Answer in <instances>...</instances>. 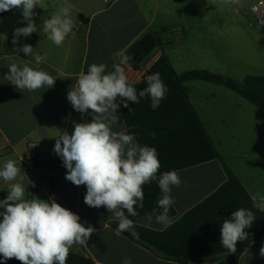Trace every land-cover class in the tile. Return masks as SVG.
I'll return each mask as SVG.
<instances>
[{"label": "crops", "instance_id": "obj_1", "mask_svg": "<svg viewBox=\"0 0 264 264\" xmlns=\"http://www.w3.org/2000/svg\"><path fill=\"white\" fill-rule=\"evenodd\" d=\"M256 2L44 0V7H37L43 10L35 19L38 32L27 38L21 37L16 46L32 45L34 54L46 56L43 63L37 65L32 57L22 52L7 51L6 41L0 40V168L8 159L14 160L18 167L21 166L23 179L18 178L16 182H22L25 187L26 199H54L62 207L79 215L85 227L95 229L86 246L74 244L70 252L91 258L94 264H122L125 257L131 258L132 264H179L158 257L124 233L118 237L114 227L118 221L114 216L103 206H87L84 203L86 186H75L65 179L67 169L53 152L55 140L65 130L71 134L74 123L91 121L90 115L82 116L67 100V93L81 71L86 72L93 63H104L108 66L107 71H111L112 65L119 63L125 70L128 82L138 84L146 79L148 70L163 54L169 58L178 74L192 70L215 73L222 67L223 57L229 65L239 70L253 45L264 38V30L252 10ZM65 3L73 5L74 27L62 46L58 47L43 32V21ZM175 31L177 35L174 38ZM149 33L158 36L160 45L138 65L121 63L120 54L124 55L134 43ZM173 47H179L183 57L181 60L174 61ZM185 58L196 60L191 64ZM13 62L28 63L30 67L47 71L57 78L54 86L35 91L16 88L4 79ZM246 76L248 74L242 80ZM185 85L214 149L225 158L252 198L257 194L264 195V162H235L228 151V147L231 151L234 149L233 142L217 141L218 135L213 129L215 121L235 120L239 115L247 114L257 121L264 137V109L233 91L241 97L234 98L230 93L232 90L225 86L228 91L214 87L218 84L199 80L188 81ZM215 91L223 94L224 99ZM116 102L119 103L118 100ZM117 115L119 124L114 130L129 134L121 108L117 110ZM32 144H36L37 148L34 149ZM148 146L155 147L158 152L161 167L157 175L176 170L183 182L179 188H172L171 195L175 199L172 206L176 216L171 219L170 225L227 181L221 160L212 157L206 135L195 121L175 136L160 137ZM252 156L264 159V151L242 154L243 158ZM11 183L0 180V193L8 190ZM255 203L258 204V201ZM145 217L141 213L137 217L129 216L135 224L157 231L170 226L165 228L154 218L148 222ZM262 245L264 240L250 243L238 256L237 264H264V257L259 255ZM236 257V254H230L218 262L190 264H233Z\"/></svg>", "mask_w": 264, "mask_h": 264}, {"label": "clouds", "instance_id": "obj_2", "mask_svg": "<svg viewBox=\"0 0 264 264\" xmlns=\"http://www.w3.org/2000/svg\"><path fill=\"white\" fill-rule=\"evenodd\" d=\"M224 4H238L239 0H223ZM44 7V0H0V13L21 10L20 24L13 30L14 50L32 57L37 65L46 60V56L34 54L30 44H19L21 37H29L38 32L34 20L35 9ZM73 5H61L50 18L43 21V32L56 46H62L65 38L72 32L74 19ZM8 34L0 33V40L7 41ZM121 63H127L131 56L123 55ZM26 61V60H21ZM104 63H93L79 74L76 82L67 93V100L72 108L91 116L90 122L74 123V130L61 132L56 138L53 152L62 160L67 169L65 179L75 186H86L84 203L92 208L105 207L118 221L115 234L119 237L128 232L133 238H139L135 221L131 217L139 215L137 208H143V186L152 181L158 182L161 192L156 209L145 218L165 228L171 223L169 211L175 203L171 195L173 186L179 188L183 183L176 170L157 175L161 167L155 147L141 145L134 135L115 131L119 124L117 110L121 103L124 108L140 103L142 98L150 99L153 111L159 108L168 92L159 72L146 77L147 87L137 92L128 83L124 68L119 63L107 71ZM4 79L18 89L35 91L42 87L52 88L57 78L43 69L30 67L28 63H11ZM120 103H117V99ZM132 109L129 108V112ZM21 166L8 159L0 168V180L13 182L7 195L0 200V264L9 259H16L21 264H66L69 251L74 244L86 246L95 232L92 226L80 222V217L71 210L62 207L54 199L41 200L25 198ZM254 205L264 211V195L253 197ZM127 215H126V212ZM256 220L255 213L246 208H239L224 219L220 230V244L228 252L236 251L238 241L247 239L245 231ZM259 255L264 257V245ZM122 264H132L131 258L125 257Z\"/></svg>", "mask_w": 264, "mask_h": 264}, {"label": "trees", "instance_id": "obj_3", "mask_svg": "<svg viewBox=\"0 0 264 264\" xmlns=\"http://www.w3.org/2000/svg\"><path fill=\"white\" fill-rule=\"evenodd\" d=\"M41 13L43 10L36 8L34 20ZM21 18L20 9L1 13L0 32L8 34L6 49L9 52L14 50L13 30L16 27L26 26V24L18 23ZM158 45H160L158 36L149 33L134 43L124 55L132 57L128 63L138 65ZM156 72L161 74L163 82L168 87L166 98L162 100L158 109L155 111L151 109L149 98H142L138 104L129 102L131 112L121 103L120 108L129 134L134 135L141 145H149L160 137L175 136L195 121L206 135L207 144L212 150V157L221 160L227 173V181L215 193L182 215L167 229L157 231L135 224L139 238H133L128 232H124V234L158 257L179 264L214 263L230 254L237 255L233 262V264H237L238 256L250 243L255 240H264V211H260L258 207L254 206L256 203L241 180L214 149L197 117L185 83L199 80L222 85L241 95L253 105L264 109V76L248 75L242 82H239L206 70H192L178 74L165 54L161 55L152 65L147 76ZM129 84L135 87L137 92L147 87L146 79L138 84ZM117 100L120 103V99ZM208 158L209 155H207ZM7 191L0 193V200L6 197ZM143 191V208L138 207L137 211L147 216L152 213L153 209H156L158 214L161 209L157 207V200L160 198L161 192L157 182L152 181L145 184ZM239 208L252 210L256 220L251 228L245 229L248 233L247 239L238 241L236 251L232 253L221 246L220 230L224 219L230 218L231 213ZM169 216L171 219L176 216L173 206L169 211ZM153 218L155 219V216ZM117 226L118 223L114 224L115 228ZM2 259L0 257V261ZM5 264H21V262L13 258L7 260ZM66 264H94V261L84 255L69 251ZM219 264L225 263L220 262Z\"/></svg>", "mask_w": 264, "mask_h": 264}, {"label": "rangeland", "instance_id": "obj_4", "mask_svg": "<svg viewBox=\"0 0 264 264\" xmlns=\"http://www.w3.org/2000/svg\"><path fill=\"white\" fill-rule=\"evenodd\" d=\"M173 35L175 38L177 32H173ZM171 50L173 52L175 51V54H172L174 61L181 60L183 58L179 52V47H173ZM185 59L191 64H193L192 62H195L196 60V58ZM221 60L222 67L218 68V71L215 72L221 76L230 77L236 81L242 82L244 75L247 74L264 75V38H262L260 42L253 45V48L248 53L246 60L241 63L243 67H241L239 70H237L232 64L229 65L227 61H225L224 57ZM215 86H217V88H222V90L228 91V89L223 86L214 85V87ZM214 93L220 96V98L224 99L223 94H221L219 91H215ZM230 93L234 98H241L233 91ZM213 129L218 135L217 141H226L228 143L233 142L234 149L231 151L230 147H228V151L232 153L235 162H250L257 164L264 162V159H258L254 156L248 158L242 157V154L245 152L252 153L256 151H264V137H262V133L259 131L260 129L257 121L251 116L243 114L239 115L235 120H227L223 122L215 121L213 122ZM221 158L224 163L229 166L225 158L223 156Z\"/></svg>", "mask_w": 264, "mask_h": 264}, {"label": "built area", "instance_id": "obj_5", "mask_svg": "<svg viewBox=\"0 0 264 264\" xmlns=\"http://www.w3.org/2000/svg\"><path fill=\"white\" fill-rule=\"evenodd\" d=\"M253 13L257 17L258 24L264 30V0H257V2L252 7ZM32 147L37 148L36 144H32Z\"/></svg>", "mask_w": 264, "mask_h": 264}]
</instances>
